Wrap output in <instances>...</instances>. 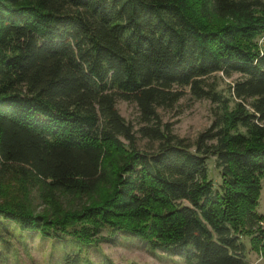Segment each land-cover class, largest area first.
Returning <instances> with one entry per match:
<instances>
[{
    "label": "trees",
    "instance_id": "16d2710c",
    "mask_svg": "<svg viewBox=\"0 0 264 264\" xmlns=\"http://www.w3.org/2000/svg\"><path fill=\"white\" fill-rule=\"evenodd\" d=\"M263 35L264 0H0V185L45 202L106 189L63 216L0 201V240L9 222L78 245L107 229L188 264H248V236L264 264ZM217 72L239 74L227 96L206 83ZM177 87L216 104L193 141L157 112ZM117 98L136 103L137 128Z\"/></svg>",
    "mask_w": 264,
    "mask_h": 264
},
{
    "label": "rangeland",
    "instance_id": "374dc122",
    "mask_svg": "<svg viewBox=\"0 0 264 264\" xmlns=\"http://www.w3.org/2000/svg\"><path fill=\"white\" fill-rule=\"evenodd\" d=\"M260 49L264 51V35L258 39ZM238 73L226 77L220 72L206 77V83L212 84L223 95H229V85L238 78ZM176 88V87H175ZM183 94L172 106L158 107L157 112L163 122L171 124L175 134L190 141L209 127L214 118L216 104L207 98L194 97L188 87H177ZM116 107L125 120L134 128L139 125V112L136 103L122 98L116 99ZM233 102L229 103V108ZM138 147L150 149L155 142L139 138ZM213 157L208 159L209 172L214 183L219 182L218 168ZM19 183L10 181L0 185V201L24 203L33 213L65 215L71 211L81 210L100 200L106 189L102 187L94 196H77L57 191L51 202H45L37 188L21 189ZM258 213L264 214V185L259 197ZM8 232L0 240V264H66V259L79 256V264H188L178 250L152 249L148 243L137 235L119 231L109 234L103 229L104 236L97 243L78 245L70 240L53 239L37 231L20 229L15 223L7 224ZM241 240L246 244L248 264H262L259 255L252 250L248 236Z\"/></svg>",
    "mask_w": 264,
    "mask_h": 264
}]
</instances>
